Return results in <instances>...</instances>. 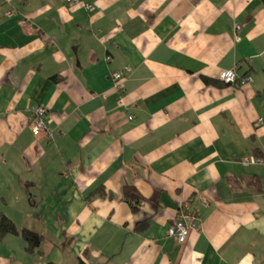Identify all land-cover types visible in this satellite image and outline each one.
<instances>
[{"label":"crops","instance_id":"obj_1","mask_svg":"<svg viewBox=\"0 0 264 264\" xmlns=\"http://www.w3.org/2000/svg\"><path fill=\"white\" fill-rule=\"evenodd\" d=\"M244 155L264 157L261 0H0V214L41 236H3L0 264H264V166Z\"/></svg>","mask_w":264,"mask_h":264},{"label":"built area","instance_id":"obj_2","mask_svg":"<svg viewBox=\"0 0 264 264\" xmlns=\"http://www.w3.org/2000/svg\"><path fill=\"white\" fill-rule=\"evenodd\" d=\"M69 4L79 3L81 0H66ZM83 6L91 11L93 6L88 3H83ZM9 14L8 11L5 12V15ZM239 26L236 25V29ZM108 60L109 57H106ZM126 71H129L128 67L125 68ZM111 78L113 81V87L115 90L119 91L122 89L123 74L120 72H112ZM220 80L228 85L246 83L251 80L250 76L243 77L240 81L237 80L236 71L234 69H226L221 71ZM30 118V128L34 136L41 134H46L48 138H53V133L48 129V111L43 106H34L29 111ZM260 122V121H259ZM241 162L243 164H254V165H263L264 166V157L257 155H244L241 157ZM196 226V215L193 210L190 208L189 200L182 201L176 210V217L173 223L168 227L166 231V236L172 237L174 241L181 245L185 242L188 234V230Z\"/></svg>","mask_w":264,"mask_h":264},{"label":"trees","instance_id":"obj_3","mask_svg":"<svg viewBox=\"0 0 264 264\" xmlns=\"http://www.w3.org/2000/svg\"><path fill=\"white\" fill-rule=\"evenodd\" d=\"M264 4V0H261ZM137 191L130 185H125L122 188V199L125 200L131 210L133 212H136L138 209V202H137ZM132 197H136L135 201L132 199ZM21 235L22 239L26 243V250L27 251H33L36 248H38L39 243L41 241V236L28 230V229H22L20 232L17 230L15 224L6 216L3 214H0V239L7 235ZM78 264H86L83 259H79Z\"/></svg>","mask_w":264,"mask_h":264},{"label":"rangeland","instance_id":"obj_4","mask_svg":"<svg viewBox=\"0 0 264 264\" xmlns=\"http://www.w3.org/2000/svg\"><path fill=\"white\" fill-rule=\"evenodd\" d=\"M27 223V222H26ZM25 223V226L27 227V228H29L28 230H30V228H33V227H35L36 225L33 223V222H28L27 224ZM20 228V227H19ZM6 259V258H5Z\"/></svg>","mask_w":264,"mask_h":264}]
</instances>
